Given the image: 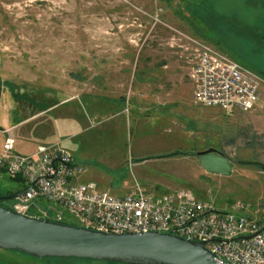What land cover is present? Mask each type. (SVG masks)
I'll list each match as a JSON object with an SVG mask.
<instances>
[{
	"label": "rangeland",
	"instance_id": "obj_1",
	"mask_svg": "<svg viewBox=\"0 0 264 264\" xmlns=\"http://www.w3.org/2000/svg\"><path fill=\"white\" fill-rule=\"evenodd\" d=\"M199 1L0 0V86L48 101L111 108L117 103L109 101H118L124 91L125 96L136 93L133 70L141 64L153 76V89L147 85L143 90L153 96L152 126L129 129L118 115L100 125L92 120L95 128L81 136L80 146L98 157L99 145L89 138L99 132L103 143L129 147L137 132H150L146 139L153 145V189L186 188L218 208L240 201L249 211L260 212L264 167L237 161L264 163V91L258 90L257 101L247 110L195 104L189 78L191 45L179 32L222 49L253 71L262 80L259 88H264V0ZM124 75L130 77L126 86ZM209 147L232 159L230 175L201 168L196 152ZM101 169L114 178L113 192L123 194L126 184L117 176L128 167ZM10 178L0 170V194L24 188L22 181ZM11 203L12 198L2 201L7 208ZM37 204L44 212L33 211L35 215L51 220L61 211L66 223L78 226L64 210H50L45 201ZM0 264L114 263L38 259L0 249Z\"/></svg>",
	"mask_w": 264,
	"mask_h": 264
},
{
	"label": "built area",
	"instance_id": "obj_2",
	"mask_svg": "<svg viewBox=\"0 0 264 264\" xmlns=\"http://www.w3.org/2000/svg\"><path fill=\"white\" fill-rule=\"evenodd\" d=\"M179 34L191 45L186 50L195 104L239 110L255 104L262 80L253 71L215 46ZM0 170L24 183L26 191L9 207L17 213L39 217L33 211L44 212L37 201H45L50 210L73 216L78 226L113 233L168 232L204 241L221 264H264V209L251 212L240 201L218 208L190 189L158 191L136 180L118 195L93 181H78L88 165L58 142L20 154L8 137L0 146ZM51 220L65 223L61 211Z\"/></svg>",
	"mask_w": 264,
	"mask_h": 264
},
{
	"label": "crops",
	"instance_id": "obj_3",
	"mask_svg": "<svg viewBox=\"0 0 264 264\" xmlns=\"http://www.w3.org/2000/svg\"><path fill=\"white\" fill-rule=\"evenodd\" d=\"M126 69L125 67L124 71ZM148 70L151 71L141 64L135 65L133 70L135 73L132 77L136 93L132 96H125L124 91L118 101H109L111 104L117 103L111 108L105 105L86 107L80 105L79 107L71 100L48 101L43 96L39 98L29 94H19L15 92L16 90L11 92L10 88L7 89L1 85L0 146L6 138L10 137L13 139V150L20 154H27L33 152L39 145L58 142L74 156L77 155L78 161L88 165V170L78 178V181H93L99 188H108L113 192L111 184L114 178L106 174L101 169L102 166L109 170L128 167L126 173L117 176L121 182L126 184L125 192L135 180L153 189V145H148L149 142L146 139V136L151 134L150 132L146 133V136L137 132L135 142L130 147L117 144L107 145L103 143V136L99 132L97 136L89 138L99 145L98 157L80 146L81 136L95 128L91 124L92 120L100 125L106 119L118 115L129 129L132 125L135 128L152 126L153 96L143 93L147 85L153 89V76L151 72L146 73ZM129 78L128 75H124L125 86ZM259 91L261 93L264 88H259ZM94 158L100 161H94L97 160ZM162 187L163 189H158V191H165L164 188H167L161 185L159 188Z\"/></svg>",
	"mask_w": 264,
	"mask_h": 264
},
{
	"label": "water",
	"instance_id": "obj_4",
	"mask_svg": "<svg viewBox=\"0 0 264 264\" xmlns=\"http://www.w3.org/2000/svg\"><path fill=\"white\" fill-rule=\"evenodd\" d=\"M201 168L228 176L232 159L209 147L196 152ZM264 167L263 162L238 160ZM26 189L0 194V199L22 195ZM0 249L43 259L80 258L123 264H221L204 241L160 231L113 233L17 213L0 204Z\"/></svg>",
	"mask_w": 264,
	"mask_h": 264
},
{
	"label": "trees",
	"instance_id": "obj_5",
	"mask_svg": "<svg viewBox=\"0 0 264 264\" xmlns=\"http://www.w3.org/2000/svg\"><path fill=\"white\" fill-rule=\"evenodd\" d=\"M234 1V0H233ZM241 1H245V0H241ZM190 4H192V3H190ZM237 6H238V4H237ZM239 7V6H238ZM238 7H235L234 9H237ZM192 15V14H191ZM192 16H194V15H192ZM257 23V22H256ZM259 23V22H258ZM260 24V23H259ZM217 43H219V41H216ZM220 50H222V49H220ZM223 51V50H222ZM173 154H177V153H171V155H173ZM10 179H12V180H17V178H10ZM11 193H14V192H11V191H7L6 192V194H11ZM2 201H3V199H0V204L1 205H3L2 204ZM66 223V222H65ZM17 252V251H16ZM29 256V255H28ZM32 257V256H31ZM35 258V257H34ZM46 258H56V257H46ZM78 259H80V258H78ZM88 260H91V259H88ZM106 262V261H105ZM108 263H114V264H123V263H116V262H108Z\"/></svg>",
	"mask_w": 264,
	"mask_h": 264
},
{
	"label": "flooded vegetation",
	"instance_id": "obj_6",
	"mask_svg": "<svg viewBox=\"0 0 264 264\" xmlns=\"http://www.w3.org/2000/svg\"><path fill=\"white\" fill-rule=\"evenodd\" d=\"M198 1H199V0H193V3H194V2H198ZM189 2H190V1H189ZM199 2H200V1H199Z\"/></svg>",
	"mask_w": 264,
	"mask_h": 264
}]
</instances>
